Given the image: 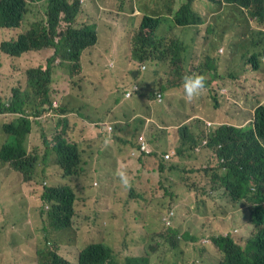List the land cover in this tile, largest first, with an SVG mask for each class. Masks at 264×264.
<instances>
[{
	"label": "trees",
	"instance_id": "1",
	"mask_svg": "<svg viewBox=\"0 0 264 264\" xmlns=\"http://www.w3.org/2000/svg\"><path fill=\"white\" fill-rule=\"evenodd\" d=\"M150 1L131 0L130 3L125 1L118 4L119 8L127 11L128 17L124 20L129 22L132 28L124 30V33L117 37L116 56L141 64L140 67L149 63L160 81L165 80L170 84L169 88L179 86L180 92L173 96L171 92L168 93L171 102L176 103L173 98L177 97L187 103V106L172 122L164 121L161 126L155 127L154 142L159 147L162 159L159 176L164 180L165 187L159 192L160 196H154L144 205V208L152 207L150 217L148 214H141L144 223L149 220L152 224L151 227H145L148 232V246L142 259L145 264H149L153 255L158 252L160 243L171 238L175 253L172 251L171 254L165 255L163 264H186L193 255L191 245L197 238L198 227L204 225L202 207L207 203L212 189L209 182L201 179L199 163L203 152L216 153L219 143L227 144L231 139L235 148L236 142L232 137V132L235 131L228 128L220 129L214 138L209 137L211 132H206V120H203L205 114L197 110L193 98L186 97L182 87L183 77L191 74L205 76L204 90H208L212 96L218 82L225 76V68H228V74L237 73L238 69L230 65L229 58L211 50L225 34L217 30L214 19L223 7L230 6L239 10L243 20L252 19L263 23L264 0H201L202 10L196 5V0H162L163 6L159 7H163V10L168 12L167 15L152 12ZM33 4L35 0H0V29L17 34L6 35L8 39L0 46V56L10 62L15 78L22 77L25 82L23 87L13 89L9 106H0V113L19 114L28 105H33L36 113L44 119L51 111H56L57 121L52 144L57 149L61 166L67 174H71L67 178H79L85 169L82 167L76 171L77 143L74 135L67 132L75 123V114L80 115L82 112L84 115L79 117L81 119L86 118L88 114L107 121L108 124L113 119L97 99V89L93 83L86 81L71 88L75 94H79V99L89 94V100L79 101V105L75 101L71 102L67 96L58 98L63 100L61 103L68 108L62 106L59 101L58 108L52 107L51 86L56 83L58 69L68 73L67 82L81 73L83 61H79V56L99 44L97 30H90L86 25L76 27L72 24L75 17L83 14L80 12V0H47L39 9H34ZM137 11L139 13L135 14ZM204 17L209 24L200 29L204 24ZM163 22L167 24L161 31ZM232 26L235 27L236 24L233 23ZM202 33L206 35L209 51L203 61H197L193 65L192 54ZM29 61H38L37 66L29 65ZM239 66L247 76L263 73L264 42L253 43ZM133 74L136 75L137 72ZM157 83V88L152 90L155 99L158 91L163 94L167 91L163 86L165 83ZM39 95H46L44 108L37 101ZM215 108H218L217 104ZM210 119L211 117L208 118ZM21 120L28 132L32 126L30 119L23 117ZM256 124L259 137L264 139V108L258 110ZM114 127L116 133L126 129V126L120 128L117 123ZM6 130L15 134L19 143L17 148L5 149L2 162L10 163L9 160L14 155L29 156L20 126H10ZM150 150L151 154H154L151 146ZM257 152L260 155L254 167L249 165L248 160L242 162L245 172L261 171L264 166L261 148L258 147ZM166 155L169 156L168 159ZM232 174L237 180L245 178L237 168L233 169ZM41 200L43 208L47 205L50 207L46 212L50 227L59 232L55 235L46 223L43 225L40 236L48 242L37 248V264H119L113 250L103 243L86 246L78 253L75 263L49 247L48 244L51 243L59 251L74 252L78 249L71 237H68L67 242H63L64 235L73 230L77 214L76 195L70 183L54 186V189L41 196ZM17 204L19 206L0 202V209L12 210L20 207L24 211L27 210L20 202L17 201ZM155 217L162 221V229L157 228ZM257 218L258 224H264V209H259ZM27 238L17 239L16 233L9 235L4 229H0V264H18L17 259L22 264H29L22 253ZM212 240L226 252L224 264H264V228L250 241L249 246L244 249L245 253L228 239L216 241L213 237ZM201 245L205 246V240L201 241ZM203 260H209L207 251L204 252ZM201 261L196 259L195 263Z\"/></svg>",
	"mask_w": 264,
	"mask_h": 264
},
{
	"label": "rangeland",
	"instance_id": "2",
	"mask_svg": "<svg viewBox=\"0 0 264 264\" xmlns=\"http://www.w3.org/2000/svg\"><path fill=\"white\" fill-rule=\"evenodd\" d=\"M81 1L80 12L82 11L83 14L73 19L72 24L74 26L86 25L88 29H95L108 37H111L115 31L132 28L129 22L116 17L113 11L115 8H119V3L125 1L130 3L131 0ZM46 2L47 0H35L33 7L39 9ZM98 5L102 8H99ZM160 5L163 6L162 0L149 2L152 12L167 15L168 12L163 10V7L160 8ZM196 5L199 9H203L201 0H196ZM241 15L238 9L225 6L214 19L217 30L225 32V34L223 38L217 41L215 48L211 50L229 58L231 60L230 65L237 68L238 71L228 74V68H225V76L218 82L212 96L208 90L203 89L199 95L193 98L197 110L205 114L203 116V120H206L205 127L210 131L221 124L241 125L242 118L248 120L252 117L254 108L259 104H264V72L257 76H247L239 66L253 43L264 42V22L259 23L252 19L243 20ZM203 19L204 24L200 29H204L209 24L205 17ZM233 23L236 24L235 27L232 26ZM166 24L163 22L161 31ZM11 33L17 35L10 30L0 29V46L4 41H7L6 35ZM205 37L206 35L202 33L197 40L195 51L192 54L193 65L197 61H203L209 51ZM109 47L110 44L105 42L104 46L94 55L85 50V54L79 56V61H83L81 73L72 80L68 78L69 82H67L68 73L58 69L56 83L51 86L52 101L57 100L62 106L68 108L61 103L63 100L59 99L67 96L71 102L75 101L78 105L79 101H88L89 94H85L83 98L79 99V94H75L71 88L78 87L86 81L93 83L97 89V99L102 102L104 110L113 119L109 122V126L112 128V143L106 145L105 148L98 145L91 150V166L88 169L85 168V173L80 179L69 177L62 181L61 172L55 165V155L51 151L50 144L53 141L57 121L56 111H51L43 119L36 113L33 105H28L19 115L21 118L28 117L32 120V126L28 132L23 127L21 120L16 121L17 115L0 116V157L3 155L2 151L5 150L2 145L3 143L7 144L6 141L11 143L8 144L9 147L17 148L18 146V138L15 137L14 141L12 138H8L13 134L6 130L11 121H16L15 123L20 124V131L24 136V146L29 149V153H34L39 157L38 183L42 186L65 182L71 184L76 195L75 210L77 214L74 218V228L64 235L63 242H67L68 237H71L78 249L74 252H64L59 251L51 243L48 245L72 263L76 262L78 253L82 248L91 243H104L110 246L119 264H122L127 257H144L145 249L148 246V232L145 227H151L152 224L149 220L144 223L141 214L145 213L150 217L152 207L144 208V205L149 203L154 196H160L159 192L165 187L164 180L159 176L162 159L159 147L154 142L155 127L161 126L164 121L172 122L174 118L179 117L187 106V103L182 102L181 98L174 97L176 103L171 102L168 93L171 92L173 96L176 92H180L179 86L169 88L170 84L168 85L165 80L160 81L148 65L149 63L144 64L146 70L143 71L138 64L119 58L112 51L106 53ZM1 53L0 49V55ZM37 63L38 61H29V65L34 67L37 66ZM136 72L135 76L130 75V73ZM157 82L165 83L163 86L167 89L166 94L157 92L163 96L164 101L162 103H159L152 96V90L158 86ZM24 85L23 78H15L11 72L10 62L0 56V106H5L8 97L9 99L12 98L13 89L21 88ZM134 85L139 87V91L135 92L131 98H126V93ZM222 91H226V93L221 94ZM215 94L217 101L213 98ZM72 95H74L73 98ZM117 100L122 102L119 107H116ZM215 104L218 105L217 109ZM129 108L139 111L140 116L134 117L135 114ZM83 115L82 112L80 115L75 114L74 125L67 129V132L74 135L75 141L77 140L75 136L79 137V117ZM123 117L130 121L129 125L119 122L123 120ZM209 117H211L210 120H208ZM207 122L211 123V126H208ZM36 123H39V126ZM116 123L120 128L126 126V129L116 133L114 127ZM141 135L145 137L154 154L144 157L132 156L138 137ZM42 136L46 139L48 148L43 145ZM115 145L116 152L112 150ZM17 158L18 155H14L11 161L13 162ZM199 170L201 179L209 182L212 189L207 203L202 207L204 228L198 227L197 238L191 245V254L193 255L186 264H197L195 263L196 259H201V264H205L203 255L207 248L201 245V241L213 236L206 229L207 224L213 220L232 222L236 217L237 206L230 200L221 185V165L214 153L203 152ZM118 171H123L127 175L129 179L127 186L120 182V177L117 175ZM35 199L30 197L28 202L34 204ZM46 209H50V207L47 206ZM240 209L243 214L242 208ZM28 212H35V214L29 216L27 210L24 211L20 207L12 210L0 209V229H4L5 233L9 235L16 233L17 239L24 237L34 239V244L27 251L26 261L31 260L29 264H37L34 251L48 242L40 236L41 228L46 223L53 234L56 235L59 231L50 227L49 217L42 210L41 205L37 207L28 206ZM154 222L157 228L162 229L163 224L160 218L155 217ZM194 225L196 226V224ZM172 251L175 253L172 239L168 238L166 242L162 241L158 252L153 255L149 264H163L165 255L171 254ZM17 262L22 264L19 259Z\"/></svg>",
	"mask_w": 264,
	"mask_h": 264
},
{
	"label": "clouds",
	"instance_id": "3",
	"mask_svg": "<svg viewBox=\"0 0 264 264\" xmlns=\"http://www.w3.org/2000/svg\"><path fill=\"white\" fill-rule=\"evenodd\" d=\"M80 3L82 6L81 0ZM123 33L124 31H115L111 37H108L107 35H102L99 31H97L99 44L95 48L87 52L90 54L93 53L94 51H98L101 49V47L104 46L105 42H108L110 44V47L109 49L106 50V53L112 51V53L115 54V52H117V47L115 48L114 46H116L117 44L114 45L113 36ZM141 70L143 71L146 70V66L145 65L142 66ZM205 80L206 77L203 75H198V74L185 75L183 77L182 87L184 89V93L186 97L188 99H192L195 96L199 95L206 86ZM137 90H138V86L134 85L132 89L126 93V98L128 99L131 98L134 95V93L137 92ZM225 93L226 91L221 92V94H225ZM128 94H130V96ZM12 98H13V91H12ZM12 98L11 99H9V97L7 98V103L5 104L6 106H9V103L11 102ZM216 98L217 97L215 94V98H214L215 101H217ZM45 100H46V95L37 96V101L39 102L42 108H44V106L46 105ZM52 107L58 108L57 100L52 101ZM261 108H264V104H259L258 106H256L252 112V117L249 118L248 120L247 118H242L243 121L241 125L221 124L212 131L208 130V128L205 127L207 133L211 132V134L209 135L210 138H214L216 133L222 128H228L235 131L234 133L232 132V137L236 142L235 148L233 147L232 144L233 140L231 139L227 144L219 143V148L217 152L216 153L213 152V153L221 165V176H220L221 185L224 191L226 192V194L229 196L230 200L234 202L237 206L236 217L235 219H233L232 222L227 220L226 221L213 220L210 224H207L205 226L206 229L213 234L211 238L204 239L205 246L209 254V260L205 262V264H213V263L224 264L226 261V257H227L226 252L223 250V248H221V246H219L217 243H215L212 240L213 237L216 239V241L219 239H228L233 243L234 246L238 247L242 253H245L244 249L247 246H249L250 241L256 236V234L259 232L260 229L264 228V224L261 225L258 224V218H257V213L259 212V209L260 208L264 209V166L261 167V171H258L256 173H247L245 172V167L242 164L243 161L248 160L249 165H251L252 167L255 166L256 159L260 155L257 152L258 147L261 148L262 150V157L264 160V139L259 137L257 131V124H256L257 112ZM21 113L10 114L3 112L0 113V116L9 117V115H17L18 119L16 121H20L21 117H19V115ZM30 121L32 123L31 119ZM36 121H40V120H36ZM15 122L11 121L8 128L10 126H17V125L20 126V124H17ZM36 124L39 126V123ZM86 125L92 126L91 124H86ZM207 125L211 126V123L207 122ZM83 130H85V128H80L79 132ZM111 131L112 128L110 126H107V133L109 136H111ZM14 135L15 134H13V136H10L8 138H12V140L14 141L15 137H17L16 135L15 136ZM21 135L24 139L22 133ZM41 138L43 141V145L48 148V143L46 139L43 136ZM76 139L77 140L75 141V143H77V145L75 147L77 149V155H78V164L76 167V171L80 170L82 167H84V169L85 168L87 169L88 167L91 166L90 161L88 159V155L91 153V150L94 147L101 145L102 147L105 148L107 144L112 143L111 141L107 140L105 137H99V136L90 139H82L76 136ZM6 143L7 144L3 143L2 145L5 147V149L9 147L8 144H11L8 143V141H6ZM18 143H19V139H18ZM138 143H139V147L138 149L134 150L132 156L144 157L151 154L150 145L146 141L143 135L138 137ZM50 146L52 147L51 151L55 155V165L59 168L61 172L60 178L63 181L67 179V177L70 176L71 174H67L64 167L61 166L57 149L53 146L52 143L50 144ZM4 151H2L3 152L2 157L4 156ZM47 152H49V150H47ZM28 153H29V149H28ZM2 157H0V202L19 206L17 204L18 201L21 204H23L27 208V210H28V206L37 207L41 205L42 210L46 214L48 210L46 209V207L48 205L45 206V208H43V202L41 200V196L47 193L48 190L54 189V186L63 185L64 183H59L57 185H47V184H44L43 186L40 185L37 181V177H38L37 168L40 166V162H39V157L34 153H29V156H21V157L18 156V158L14 159L13 162L11 161V159L13 158L12 157L9 160L10 163H6V164L2 162L1 160ZM235 168H237L238 171L245 176V178L237 180L232 174V171ZM84 173L79 175V179L82 177ZM117 175L120 177V182L124 186H127L129 184V179L123 171H118ZM30 197L36 198L34 204H30V202H28V199ZM240 208H242L243 214ZM27 213L29 216L35 214V212L32 213L27 212ZM216 232L218 233L216 234ZM33 244H34V239H30V238L26 239L24 245L25 249L22 252L25 256L27 254L29 247ZM35 256L37 258L36 251H34V257ZM122 264H145V262L141 257H127ZM197 264H201V262Z\"/></svg>",
	"mask_w": 264,
	"mask_h": 264
},
{
	"label": "crops",
	"instance_id": "4",
	"mask_svg": "<svg viewBox=\"0 0 264 264\" xmlns=\"http://www.w3.org/2000/svg\"><path fill=\"white\" fill-rule=\"evenodd\" d=\"M99 8H102V6L98 5ZM115 13V16L118 17V18H122L124 19L125 17H128V13L127 11L123 10V9H120V8H115L113 10ZM138 12V11H137ZM137 12L135 14H137ZM120 34L118 35H114L113 36V43L114 45L116 44V39L117 37L119 36ZM115 48L117 47L114 46ZM96 51H94L93 53H95ZM93 53H90L91 55H93ZM118 53V50L117 52H115L114 55H117ZM130 75H134L133 73H130ZM135 76V75H134ZM116 107H119L122 105V102H120L119 100L116 101ZM129 110H131L135 115L134 117H137V116H140L139 115V111H136L135 109L133 108H129ZM87 117L86 118H79V130L80 128H85V130L83 131H80L79 132V137L82 138V139H90V138H93V137H96V136H99V137H105L107 140L111 141L112 142V138L111 136L108 135L107 133V126H109L108 122L107 121H103V120H99V119H96L88 114H86ZM119 122H122L124 123L125 125H129L130 124V121H128L127 119H125L123 117V120L122 121H119ZM86 124H91L92 126H88ZM107 145H110V144H107ZM139 147V143L137 141V145H136V148L135 149H138ZM112 150L114 152H116V145L113 146ZM88 159L90 162H92V154L90 153L88 155ZM89 168V167H88ZM87 168V169H88Z\"/></svg>",
	"mask_w": 264,
	"mask_h": 264
},
{
	"label": "built area",
	"instance_id": "5",
	"mask_svg": "<svg viewBox=\"0 0 264 264\" xmlns=\"http://www.w3.org/2000/svg\"><path fill=\"white\" fill-rule=\"evenodd\" d=\"M128 95L130 96V94H128ZM157 100H158L159 102H162V101H163V96H162L161 93H159V94L157 95ZM166 158H169V156L167 155Z\"/></svg>",
	"mask_w": 264,
	"mask_h": 264
}]
</instances>
